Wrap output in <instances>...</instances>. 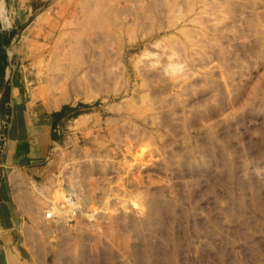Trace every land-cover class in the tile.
Instances as JSON below:
<instances>
[{
    "label": "rangeland",
    "instance_id": "1",
    "mask_svg": "<svg viewBox=\"0 0 264 264\" xmlns=\"http://www.w3.org/2000/svg\"><path fill=\"white\" fill-rule=\"evenodd\" d=\"M68 1L25 62L54 143L16 186L51 264H264V0Z\"/></svg>",
    "mask_w": 264,
    "mask_h": 264
},
{
    "label": "crops",
    "instance_id": "2",
    "mask_svg": "<svg viewBox=\"0 0 264 264\" xmlns=\"http://www.w3.org/2000/svg\"><path fill=\"white\" fill-rule=\"evenodd\" d=\"M68 2L0 0V264H51L17 201L16 186L24 174L44 173L54 143L55 118L29 106L25 62L54 42Z\"/></svg>",
    "mask_w": 264,
    "mask_h": 264
},
{
    "label": "bare ground",
    "instance_id": "3",
    "mask_svg": "<svg viewBox=\"0 0 264 264\" xmlns=\"http://www.w3.org/2000/svg\"><path fill=\"white\" fill-rule=\"evenodd\" d=\"M153 1H155V0H152V5H151V7H154L155 5H156V3L158 4L159 2L157 1V2H153ZM160 1V0H159ZM3 4V3H2ZM158 6H159V4H158ZM150 7V6H149ZM150 7V8H151ZM156 8H158L157 6H156ZM95 10V9H94ZM98 10V9H97ZM90 11V15H89V17L87 18V20H85V22L82 24V27H81V29H80V31H78L79 32V36L77 35V37L76 38H78V40H81V38H79V37H86V36H88V37H90V40H92L91 39V36H93L98 30L99 31H101L100 29L101 28H106L107 27V24H106V20H105V17H104V12L105 11H100V9H99V11ZM156 11V10H155ZM87 14H89V12L87 13ZM106 14H107V12H106ZM105 14V15H106ZM147 16V15H146ZM44 19V18H43ZM77 26V25H76ZM128 28V27H127ZM130 29V28H129ZM129 29H127V30H129ZM105 30V29H104ZM131 30V29H130ZM127 32V31H126ZM131 33H133L132 31H131ZM97 35V34H96ZM129 35L131 36V34L129 33ZM76 36V35H75ZM94 39V38H93ZM78 42V41H77ZM74 44H76L75 42H74ZM80 44V43H79ZM78 44V45H79ZM76 47H78V46H76ZM85 47V46H84ZM73 48H75V46L73 47ZM80 49V48H79ZM83 51V50H82ZM79 53V52H78ZM75 54H76V52H75ZM79 56V55H78ZM72 59H73V56H72ZM72 59H71V61H72ZM68 60V59H67ZM75 61V60H74ZM76 62V61H75ZM78 62V61H77ZM59 62H57V64H58ZM71 63V62H70ZM61 64V63H60ZM68 65V64H67ZM78 65H79V63H78ZM54 66V65H53ZM72 67H74V69H75V66H73L72 65ZM53 68V67H52ZM54 69V68H53ZM57 70L59 69V68H56ZM73 69V70H74ZM63 70V69H62ZM61 71V70H60ZM71 70H69V73H67V74H71V72H73L74 73V71H71ZM54 72V71H53ZM63 72V71H62ZM65 72V71H64ZM77 72H78V70H77ZM49 73H50V71H49ZM59 74V73H58ZM75 74V73H74ZM65 75V74H64ZM73 75V74H72ZM51 77V76H50ZM55 77V76H54ZM65 77H68V76H65ZM62 78V77H61ZM69 78V77H68ZM67 78V79H68ZM73 78H75L74 76H73ZM54 79V78H53ZM76 79H78V78H76ZM63 80H64V78H63ZM53 81V80H52ZM50 82L49 84H50V86H51V88L53 89L55 86H57V85H55L54 84V82ZM75 81V80H74ZM79 81V80H78ZM71 82V81H70ZM76 82V81H75ZM81 82V80L78 82V83H80ZM83 82V81H82ZM78 83H75V84H78ZM60 83H58V85H59ZM63 84V83H62ZM65 84V83H64ZM73 84V83H72ZM66 86H67V84H65ZM61 86V84L59 85V87ZM66 86H64V90H68V91H71V90H73V91H75L76 90V87L75 86H73V87H69V89H67L66 88ZM78 86H79V84H78ZM61 89V88H60ZM55 90H56V88H55ZM63 90V89H62ZM79 90V89H78ZM65 96H67V94L65 93V94H63V95H61V96H59L58 97V100H57V98H55L54 99V103H55V105H53V106H57L59 103H63V102H66L67 100H68V98L67 97H65ZM81 119V118H80ZM82 123H83V121H82ZM89 172V171H88ZM88 172H86L85 174H87ZM93 188H94V182H93V185H91V189H92V191H93ZM72 195V193H69L68 194V196H71ZM93 197H95V196H93ZM83 200V199H82ZM79 202V201H78ZM82 202V201H81ZM72 204H77L76 202H74V203H72ZM74 206V205H73ZM77 207V206H76ZM91 207V206H90ZM96 209V208H95ZM70 212V211H69ZM72 212V211H71ZM78 212H80V213H82L81 211H79L78 210ZM63 213V212H62ZM115 221L116 220H114V222H112L110 225H108V227H107V236L108 237H110V238H113L114 240H116V241H118V244L119 243H121L123 246H125V244L127 243V238H126V235L124 236V234H122L118 229H117V227H116V224L117 223H115ZM106 229V228H105ZM117 244V245H118ZM127 245V244H126ZM121 246V245H120Z\"/></svg>",
    "mask_w": 264,
    "mask_h": 264
}]
</instances>
